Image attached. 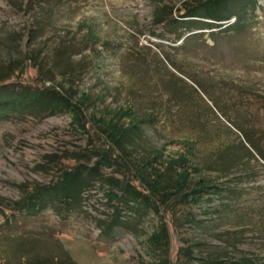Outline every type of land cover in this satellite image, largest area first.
Here are the masks:
<instances>
[{"label": "rangeland", "instance_id": "374dc122", "mask_svg": "<svg viewBox=\"0 0 264 264\" xmlns=\"http://www.w3.org/2000/svg\"><path fill=\"white\" fill-rule=\"evenodd\" d=\"M181 1L0 0V90L70 102L0 111V264H264V0L157 22L185 20ZM106 150L104 181H132L147 210L113 221L101 180L75 207L17 205Z\"/></svg>", "mask_w": 264, "mask_h": 264}, {"label": "trees", "instance_id": "16d2710c", "mask_svg": "<svg viewBox=\"0 0 264 264\" xmlns=\"http://www.w3.org/2000/svg\"><path fill=\"white\" fill-rule=\"evenodd\" d=\"M259 0H182V8L179 7L178 14L179 18L185 19L179 21L172 18V8L164 7L169 9L166 12L165 17L156 15V20L160 24L167 23L169 25L174 23L181 24L182 28H188L187 19H200V20H212L221 22L228 20L222 15L223 11H229L231 16L242 15L241 12L245 8L255 9ZM181 8V9H180ZM232 9H238L234 12ZM196 21V20H193ZM202 22V21H200ZM201 24L209 25V22H202ZM212 26V25H209ZM221 27L217 26L216 28ZM185 32V31H184ZM70 104L68 99L57 89L47 87L43 90L24 87L22 90L14 89L12 86H7L4 90H0V111L6 110L7 108H21L28 110H41L43 112L57 111L60 107ZM60 111V110H59ZM115 153L108 152H97L98 161L92 167L86 165H78L75 168L64 170L62 175L57 181L52 182L49 186H38L35 189H26L25 195L17 205L20 206L22 202V209L29 213L46 208V204L49 202L58 204H67L68 206L75 207L79 205L81 195L87 191L88 188L92 187L95 182L102 181L104 184L112 187V193L115 195V202L118 204L115 208V219L118 220L120 216V206L125 205L130 210L138 211L140 207L146 209L150 206V200L153 201L151 194H147L140 190L136 185L132 184L126 178L121 180L108 179L104 181L103 175L100 173L99 168L101 166H116L117 157ZM121 164V163H120ZM120 166V165H119ZM158 204L156 201L153 205ZM155 207V205H154ZM141 213L142 210H139ZM111 222V224L115 222ZM243 262H249L244 260ZM241 261L229 262L228 264H244Z\"/></svg>", "mask_w": 264, "mask_h": 264}]
</instances>
